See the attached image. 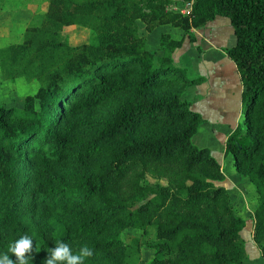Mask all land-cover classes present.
Masks as SVG:
<instances>
[{"label":"trees","instance_id":"obj_1","mask_svg":"<svg viewBox=\"0 0 264 264\" xmlns=\"http://www.w3.org/2000/svg\"><path fill=\"white\" fill-rule=\"evenodd\" d=\"M191 3L188 14L169 8ZM227 17L225 48L242 85V121L225 155L257 195L252 238L264 257V0H47L39 26L1 49L5 78L41 84L21 108L0 105V253L32 239L29 264H45L57 241L85 264H138L142 244L125 229L149 227L157 241L146 264H241L246 251L219 161L192 137L204 121L184 93L188 78L172 53L191 30ZM160 25L161 54L138 33ZM92 33L71 46L63 27ZM11 255V254H9ZM14 260L15 257H12Z\"/></svg>","mask_w":264,"mask_h":264},{"label":"rangeland","instance_id":"obj_2","mask_svg":"<svg viewBox=\"0 0 264 264\" xmlns=\"http://www.w3.org/2000/svg\"><path fill=\"white\" fill-rule=\"evenodd\" d=\"M46 8L47 0H0V51L10 44L21 43L28 27L39 26L42 23ZM169 8L172 10H183L185 7L172 4ZM220 17L221 19L227 20L228 28L224 25H218L216 28H213L212 30L214 32L220 31L222 35L219 40L212 39L211 37L210 41L215 44H220L223 47H230L235 41L233 30L229 19L223 16ZM137 24L139 35L145 38L146 49L154 51L156 54H161L159 50V31L157 30L149 35L141 21H138ZM167 27L170 30L173 29L171 26ZM60 36L71 46L88 43L92 40L91 31L79 25L63 27L60 31ZM175 37L177 38L178 35L175 34ZM205 46L206 51L203 55V61L206 63L208 59L216 58V61L213 60L211 63L210 60L209 63L214 77L211 76L210 78L213 79V85L214 81H228V83L232 81V88H230L233 95L230 96L229 94L230 99L228 98V102H224L225 98L223 97H221L220 100H215L214 104L217 106V111L206 113L207 116L210 117L209 122L214 124L219 120V126L217 127L221 129H213L214 132L211 133L210 130L207 131V129L204 128L198 129L197 133L192 137V142L197 147L211 148L213 152H215L214 155L219 161L224 174V179L221 181V184L229 193V199L234 213L245 221V225L240 231V236L246 251V258L241 264H264V257L260 254L259 245L255 243L252 238L254 223L253 212L258 204L255 188L250 181L240 178L234 169L232 156L223 153L225 147V131L223 130L227 129H224L225 127L223 128L220 121H225L224 124H226L228 130H230L229 127L233 125L237 115V120L239 119L238 121H242V109L240 108L239 95L237 97L238 93H236L235 90L236 83L239 85L237 70L234 62L227 55L219 57L220 55L214 53V50L209 48V45L206 44ZM197 47V45L188 47L187 55L197 54ZM216 50L220 54L223 53L222 47H217ZM4 67L5 64L2 63L0 53V105L21 108L24 104L25 97L34 94L41 83L37 80H26L23 77L7 79L2 72V68ZM210 69L208 68L206 71L211 73ZM227 87H229L228 84ZM220 91L221 95H223L222 88ZM224 92L226 91L224 90ZM232 97L235 99H231ZM231 100L234 102L231 103ZM237 101L239 104L236 109L235 104ZM203 126L206 127L205 125ZM122 238L127 242L133 239L140 240L142 247L138 264H146L152 260L154 256V248H152V245L157 241L152 227H149L145 234L141 229H125L122 232Z\"/></svg>","mask_w":264,"mask_h":264},{"label":"crops","instance_id":"obj_3","mask_svg":"<svg viewBox=\"0 0 264 264\" xmlns=\"http://www.w3.org/2000/svg\"><path fill=\"white\" fill-rule=\"evenodd\" d=\"M224 17V16H223ZM218 25H224L226 26V28H228V23L227 20L225 19H221L220 16H217L214 20L210 21L206 28L202 31H196L194 29H192L191 35L194 36V41H191L189 39V36H185L182 46L179 48H176L173 53H172V59L174 64L177 67L183 68L185 70L186 76L188 78H197V77H203V79L198 82L195 83L193 85H190L187 90L184 93V98L190 102V107L191 109H193L194 111H197L198 113L201 114V116L203 117L204 121L200 124L199 129H207L210 130L211 132H214L213 129H221L219 126V123L217 120V123H211L210 121V117L207 116V112L212 113L210 111H217V106L214 104L215 100H220L221 97L225 98L224 102H228V100L230 99V96L233 95V92L231 90L232 88V81H230L228 83V81H219L216 82L214 81V85L212 83L213 79H210L211 76L213 77V72L210 69V60L211 63L213 62V60L216 61V58L214 59H208V61H206V63L203 61V55L206 51V44L209 45V48H212L214 50V53L220 55L219 57H223L224 55H226L225 53V48L220 44H215L212 43L210 41L211 37L212 39L215 40H219L220 36L222 35L220 33V31H216L214 32L212 29L216 28V26ZM167 26L170 25H160L158 27H156L151 33H149V35L153 34L155 31H159V35L161 34H169L171 35V37L173 39H179L182 37L183 32L182 30H180L179 28H174L173 29H168ZM219 26V28H220ZM178 35V37H175V34ZM198 40V43H197ZM210 41V42H209ZM204 43V45H203ZM192 45H197L198 47V52L197 54H191L190 56L187 55V51H188V47L192 46ZM217 47H222L223 48V53H218V51L216 50ZM215 56V55H214ZM218 59V58H217ZM211 70V73L206 71L207 69ZM238 74V72H237ZM214 78V77H213ZM222 78V77H221ZM238 79H239V75H238ZM227 84L229 85V87H227ZM231 87V88H230ZM221 88L223 90V95H221ZM224 90L226 92H224ZM235 90L237 94V97L239 95V100H240V108H241V90H242V85L239 79V85L238 83H236L235 85ZM220 92V93H218ZM230 94V96H229ZM229 98V99H228ZM231 99H235L234 97H232ZM231 103H233L234 101L231 100ZM239 102L237 101L235 104V107L237 109ZM226 111V110H225ZM242 113V112H241ZM237 117L235 118V121L233 123V125L231 127H229L230 130H228V127L226 126V124H224L225 121H220V124L223 126L224 129L227 130H223L225 131V135H224V141L226 140L227 136L232 132V130L235 128V126L240 122L237 120ZM237 121V122H236ZM203 125H205L206 127H204ZM229 126V125H228ZM225 148V147H224ZM213 156L215 152H213V150L210 148ZM223 153H224V149H223ZM216 158V156H215ZM217 159V158H216Z\"/></svg>","mask_w":264,"mask_h":264},{"label":"clouds","instance_id":"obj_4","mask_svg":"<svg viewBox=\"0 0 264 264\" xmlns=\"http://www.w3.org/2000/svg\"><path fill=\"white\" fill-rule=\"evenodd\" d=\"M33 242L28 236H21L11 242L7 250L0 253V264H29L28 256L32 251ZM11 254V255H9ZM93 255L92 250L83 246L73 253L71 247L62 241H57L55 247L49 249L45 264H85V260ZM12 257H15L13 260Z\"/></svg>","mask_w":264,"mask_h":264},{"label":"built area","instance_id":"obj_5","mask_svg":"<svg viewBox=\"0 0 264 264\" xmlns=\"http://www.w3.org/2000/svg\"><path fill=\"white\" fill-rule=\"evenodd\" d=\"M190 5H191V3H186L184 5L185 8L183 10H180V12L183 13V14H188L189 10H190Z\"/></svg>","mask_w":264,"mask_h":264}]
</instances>
